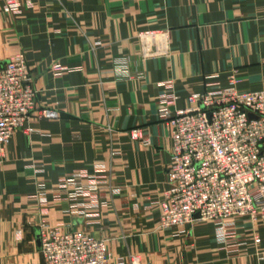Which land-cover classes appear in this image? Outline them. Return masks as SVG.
Returning <instances> with one entry per match:
<instances>
[{"label":"crops","instance_id":"crops-1","mask_svg":"<svg viewBox=\"0 0 264 264\" xmlns=\"http://www.w3.org/2000/svg\"><path fill=\"white\" fill-rule=\"evenodd\" d=\"M17 2L5 13L0 0V65L22 52L36 106L58 118L33 113L31 132H15L0 162V264H43L42 221L104 239L109 264L135 252L141 264H264V240L252 239L264 238V222L236 223L231 232L245 245L229 250L211 223L160 229L156 204L170 163V129L158 113L167 86L177 96L171 113L231 74L239 90L264 91V0ZM155 30L169 31V55L144 60L136 35ZM118 57L125 68L113 66ZM53 63L65 68L60 76ZM135 128L148 146L130 139ZM75 173L101 188L85 217L70 213L60 188Z\"/></svg>","mask_w":264,"mask_h":264},{"label":"built area","instance_id":"built-area-1","mask_svg":"<svg viewBox=\"0 0 264 264\" xmlns=\"http://www.w3.org/2000/svg\"><path fill=\"white\" fill-rule=\"evenodd\" d=\"M2 10L15 13L17 0H3ZM168 37V30L138 33L142 59L167 57ZM112 64L119 69L126 66L125 59L119 57L113 58ZM49 70L60 76L65 68L53 63ZM237 83L231 74L226 86L189 94L187 107L173 113L168 107L177 96L172 86H167L158 112L170 129L171 141L167 188L156 203L158 227L182 229L193 223H211L216 242L229 250L245 245L231 232L236 223L255 226L264 222V91H241ZM35 98L25 56L19 52L0 65V162L15 132H31L27 125L33 113L38 120L58 118L55 110L38 108ZM130 139L149 145L139 128L130 131ZM82 178L80 173L71 174L61 181L60 188L69 201L70 213L85 217L87 210L99 207L101 188L98 179L83 183ZM38 233L43 264H109L112 260L104 239L62 231L44 221L39 223ZM252 239L256 245L264 240L258 236ZM126 261L141 264L135 254H128Z\"/></svg>","mask_w":264,"mask_h":264},{"label":"water","instance_id":"water-1","mask_svg":"<svg viewBox=\"0 0 264 264\" xmlns=\"http://www.w3.org/2000/svg\"><path fill=\"white\" fill-rule=\"evenodd\" d=\"M249 118H253V116L249 115ZM36 245L38 246V248L40 250V236H39L38 230H37V237H36Z\"/></svg>","mask_w":264,"mask_h":264},{"label":"rangeland","instance_id":"rangeland-1","mask_svg":"<svg viewBox=\"0 0 264 264\" xmlns=\"http://www.w3.org/2000/svg\"><path fill=\"white\" fill-rule=\"evenodd\" d=\"M205 224V223H204ZM39 225V224H38ZM37 229H38V226L36 227ZM135 255H138L140 258H141V256H140V253H134Z\"/></svg>","mask_w":264,"mask_h":264}]
</instances>
